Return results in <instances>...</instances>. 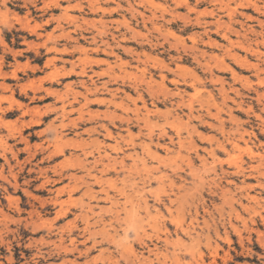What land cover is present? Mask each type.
<instances>
[{
  "label": "rangeland",
  "instance_id": "1",
  "mask_svg": "<svg viewBox=\"0 0 264 264\" xmlns=\"http://www.w3.org/2000/svg\"><path fill=\"white\" fill-rule=\"evenodd\" d=\"M261 53L264 0H0V264H264Z\"/></svg>",
  "mask_w": 264,
  "mask_h": 264
},
{
  "label": "bare ground",
  "instance_id": "2",
  "mask_svg": "<svg viewBox=\"0 0 264 264\" xmlns=\"http://www.w3.org/2000/svg\"><path fill=\"white\" fill-rule=\"evenodd\" d=\"M198 2V1H197ZM251 3V2H250ZM254 3V2H253ZM255 6H256V4H255ZM256 9H258L257 7H256ZM260 10V9H259ZM230 30V29H229ZM262 36H263V33H260ZM243 36V35H242ZM239 43V42H238ZM246 44V43H245ZM256 44V43H255ZM185 47V46H184ZM97 48V47H96ZM233 48V47H232ZM261 55H263V59H264V53L262 54L261 53ZM243 60V59H242ZM246 60V59H245ZM239 62V61H238ZM245 62V61H244ZM263 62V61H262ZM247 63V62H246ZM245 64V63H244ZM250 65V64H249ZM249 65H247L248 66V68H249ZM255 65V64H254ZM258 66V65H257ZM253 67V66H252ZM257 69H259L258 67H256ZM83 73V72H82ZM5 76V75H4ZM187 82V81H186ZM176 84V83H175ZM177 85V84H176ZM178 90H180V89H178ZM181 91V90H180ZM179 94H181V92L179 93ZM99 100V99H98ZM100 102V101H99ZM89 104V103H88ZM82 107V106H81ZM62 109V108H61ZM27 112V111H26ZM35 121V120H34ZM41 121L40 120H38L37 122H35V123H40ZM94 130V129H93ZM107 131V136L108 137H111L112 136V132H110V131H108V130H106ZM178 139H179V142H180V145H181V147L183 146V141H182V138H181V136H179L178 137ZM230 140V139H229ZM0 141H2V140H0ZM233 141V140H232ZM171 142H174V138H171ZM140 144V143H139ZM233 144V143H232ZM113 145V144H112ZM225 145V144H224ZM223 144H220L219 146H220V148L221 149H223V150H225L226 151V147L224 146ZM234 145V144H233ZM7 146V145H6ZM169 148V147H168ZM146 149V148H145ZM214 150V149H213ZM215 151V150H214ZM57 152H59V149L57 150ZM148 153V152H147ZM211 155H212V153H210ZM3 156V155H2ZM109 160H111V159H109ZM6 161H7V159H6ZM84 162V161H83ZM123 162V161H122ZM99 164V163H98ZM262 166H263V164H262ZM181 168V167H180ZM251 168H254V166L252 167L251 166ZM126 170V169H125ZM244 167H240V171H238L239 173H244ZM223 173L225 174L226 172L223 170ZM262 174V173H261ZM227 175V174H226ZM229 175V174H228ZM264 175V174H263ZM51 180V179H50ZM50 180H48V181H46V183H50L51 181ZM55 181V180H54ZM53 181V182H54ZM99 181V180H98ZM261 182V181H260ZM222 184V183H221ZM262 184V183H261ZM260 186H262V185H260ZM247 189V188H246ZM249 190V189H248ZM105 193V192H104ZM250 193V192H249ZM248 192L246 193V197L248 198V199H250L251 201H253V202H257V201H259V199H257V198H253V197H250V194H249ZM110 195V194H109ZM183 195V194H182ZM181 197H183V196H181ZM155 198V197H154ZM172 200V199H171ZM171 200H169V201H171ZM112 201V200H111ZM173 201V200H172ZM53 202L55 203V204H58V198L57 199H53ZM260 203V202H259ZM60 204V203H59ZM142 205V204H141ZM264 206V205H263ZM144 207H145V205H144ZM146 208V207H145ZM149 209V208H148ZM147 210V209H146ZM157 211V210H156ZM57 213V219H59V218H61V217H65V216H67V210H65L64 208H62L61 210H59V211H57L56 212ZM160 214V213H159ZM149 216V215H148ZM153 217V216H152ZM158 217V216H157ZM150 218V217H149ZM264 218V217H263ZM263 221V220H262ZM69 232H70V234L71 233H73V229H70L69 230ZM167 236V235H166ZM70 237V236H69ZM165 241L166 242H168V238H166L165 239ZM96 245V244H95ZM95 245H94V247H95ZM58 247H60V248H62L63 250H64V252H66V253H71V254H73V253H75V252H77L79 249H78V245H77V240H75L74 238H72L71 237V239H70V244L69 245H66L65 244V241L63 240V239H61L60 240V244L58 245ZM123 249V248H122ZM81 250V249H80ZM90 251H91V249H89ZM154 250H157V252H158V250H159V248H157V246H155V249ZM88 252V251H87ZM86 252V253H87ZM150 252H153V250H150ZM89 253V252H88ZM157 254V253H156ZM158 255V254H157ZM160 255V254H159ZM148 261H151V260H148ZM152 262V261H151ZM150 262V263H151ZM177 262H179V260H177ZM74 263V262H73ZM141 264V263H140ZM198 264H201V262H199Z\"/></svg>",
  "mask_w": 264,
  "mask_h": 264
}]
</instances>
